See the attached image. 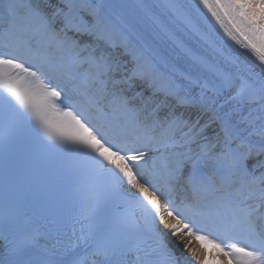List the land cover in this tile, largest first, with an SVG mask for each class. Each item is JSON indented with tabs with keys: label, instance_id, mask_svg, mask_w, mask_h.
Listing matches in <instances>:
<instances>
[{
	"label": "snow or ice",
	"instance_id": "6c2138e0",
	"mask_svg": "<svg viewBox=\"0 0 264 264\" xmlns=\"http://www.w3.org/2000/svg\"><path fill=\"white\" fill-rule=\"evenodd\" d=\"M0 264H264V0H0Z\"/></svg>",
	"mask_w": 264,
	"mask_h": 264
}]
</instances>
